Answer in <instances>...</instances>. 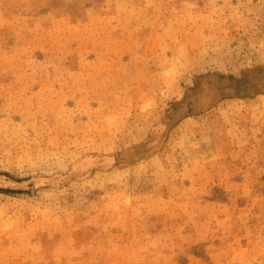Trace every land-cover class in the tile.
<instances>
[{
    "label": "rangeland",
    "instance_id": "obj_1",
    "mask_svg": "<svg viewBox=\"0 0 264 264\" xmlns=\"http://www.w3.org/2000/svg\"><path fill=\"white\" fill-rule=\"evenodd\" d=\"M0 264H264V0H0Z\"/></svg>",
    "mask_w": 264,
    "mask_h": 264
}]
</instances>
